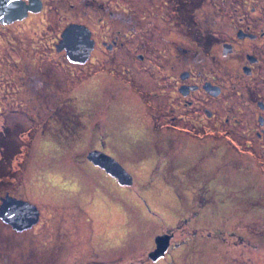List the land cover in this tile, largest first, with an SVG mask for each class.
Wrapping results in <instances>:
<instances>
[{
  "label": "flooded vegetation",
  "instance_id": "flooded-vegetation-1",
  "mask_svg": "<svg viewBox=\"0 0 264 264\" xmlns=\"http://www.w3.org/2000/svg\"><path fill=\"white\" fill-rule=\"evenodd\" d=\"M73 25L86 28L93 42L83 64H71L60 45L65 30ZM96 54L125 59L130 67L124 69L126 74L134 72L135 77L146 78L143 88L159 99L166 115L165 123L155 131L170 128L199 138L188 127L191 122L204 121L208 136L221 138L234 153L252 158L264 169V0H0V167H4V154L16 155L20 149L13 139L22 134L21 116L39 124L40 137L51 140L56 136L53 139L59 145L70 149L72 119L67 116L71 110L66 103L68 121L63 129L56 130L64 99L57 104L54 70L64 67L70 76L71 66L86 65ZM122 85L149 104L131 81ZM148 107L154 113L151 104ZM101 139L104 142L89 148L86 155L101 151L122 166L108 150L106 136L101 135ZM85 162L104 172L86 158ZM261 169L259 175L264 171ZM54 176L59 179L56 173ZM60 176L64 178L63 190L71 193L68 185L64 186L70 178ZM111 178L114 185L120 186ZM226 192L225 203H232L229 206L233 208L234 199L245 204L254 190L246 180L240 195L234 196L233 190ZM6 195L15 197L8 191L0 192V205ZM40 217L39 211L37 224L23 232L39 225ZM181 217L171 230L150 238V248L139 257L141 262L130 264H184L183 248L197 242L199 228L190 227V217ZM229 230L232 239L236 229ZM242 230L248 232L247 228ZM259 232L261 236L253 233L248 237L247 233L246 238L243 234L233 237L237 240L234 245L225 239L221 242L223 251L214 248L209 250L210 256H219L214 259L216 264H249L253 260L250 250L264 251V233ZM212 234L219 241L220 231ZM164 235L170 236L168 241L157 239ZM117 238L111 234L113 245L106 250L103 241L102 246L84 244L81 238L73 254L70 250L68 262L57 260L62 251L55 243L43 244L45 248L37 255L32 252L30 258L39 264H110L113 261L104 259L119 253L114 251L121 247ZM20 247L8 245L9 250L17 248L19 254ZM82 247L88 256H84ZM159 254L163 255L157 258Z\"/></svg>",
  "mask_w": 264,
  "mask_h": 264
},
{
  "label": "rangeland",
  "instance_id": "rangeland-1",
  "mask_svg": "<svg viewBox=\"0 0 264 264\" xmlns=\"http://www.w3.org/2000/svg\"><path fill=\"white\" fill-rule=\"evenodd\" d=\"M125 68L130 69L125 59L96 54L86 65L71 66L70 76L64 67L54 70L57 104L64 99L56 130L63 129L68 121L64 113L66 103L71 110L67 116L72 119L70 149L59 145L53 139L56 136L51 140L40 137L39 124L21 116L22 134L13 139L20 149L16 155L4 154L0 192L8 191L16 199L36 206L41 217L39 225L22 233L0 222V264H32L34 258L30 254L37 255L45 245L53 243L62 251L57 260L68 262L70 250L73 254L81 238L85 239L81 240L84 244L102 246L104 242L102 248L106 250L113 245L110 242L113 233L121 247L114 249L119 253L106 255L104 260L113 261L110 264L141 262L139 257L150 248V238L160 231L171 230L180 216L190 217V227L200 229L196 232L197 242L183 248L184 264L197 261L216 264L214 259L219 256L214 253L210 256V251L216 248L222 252L223 240H232L229 243L234 245L237 240L233 237L264 233V169L252 158L234 153L221 138L208 136L204 121L184 125L194 129L199 138L170 128L155 131L165 123L164 107L143 88L146 78L135 77L134 72L126 74ZM130 81L149 104L122 85ZM150 104L154 113L148 107ZM101 135L106 136L110 153L133 176L131 187L114 185L109 175L99 173L85 162L87 150L104 142ZM60 174H66L67 180L70 178L64 186L68 185L71 193L63 190L64 178ZM246 180L254 192L245 204L234 199L236 207L230 208L232 203L216 201L225 197L226 190L216 196L214 185L233 190L235 196L241 194ZM149 211L154 215L149 216ZM231 227L236 229L232 239ZM246 228L248 232L242 230ZM215 230L220 231L219 241L213 238ZM255 238L260 243L259 236ZM252 243L255 244L253 240ZM7 244L22 246L21 254L17 248L9 250ZM82 249L84 256H88ZM250 253L254 261L249 264H264V251L252 249Z\"/></svg>",
  "mask_w": 264,
  "mask_h": 264
},
{
  "label": "water",
  "instance_id": "water-1",
  "mask_svg": "<svg viewBox=\"0 0 264 264\" xmlns=\"http://www.w3.org/2000/svg\"><path fill=\"white\" fill-rule=\"evenodd\" d=\"M89 36L88 30L82 26L73 25L65 30L60 45L66 50L70 63L83 64L88 59L93 47V42ZM86 159L94 166L101 168L107 175L116 179L120 186L131 187L133 185V177L130 173L115 159L103 152L90 151L86 155ZM0 220L16 231H24L37 224L39 211L36 206L27 201L6 195L1 199ZM163 237L166 241L170 238V236L164 235L157 237V239L161 240ZM162 255L159 254L157 258Z\"/></svg>",
  "mask_w": 264,
  "mask_h": 264
},
{
  "label": "trees",
  "instance_id": "trees-1",
  "mask_svg": "<svg viewBox=\"0 0 264 264\" xmlns=\"http://www.w3.org/2000/svg\"><path fill=\"white\" fill-rule=\"evenodd\" d=\"M217 187V184L216 185H214V187H213V189H215V192H214V194L217 196V194H219L220 193V191L221 190H226V189H220V188H216ZM214 195V197H216ZM227 195V192L224 194V196L225 197H227L226 196ZM225 197L223 198V199H220V198H218L216 201H218V203L220 204V203H225ZM214 200V199H213ZM209 237H211L210 235H208ZM209 239H212V238H209ZM205 244H208V242H204ZM193 244H192V242H190V244L189 245H186V246H184V248L185 247H189V246H192Z\"/></svg>",
  "mask_w": 264,
  "mask_h": 264
}]
</instances>
